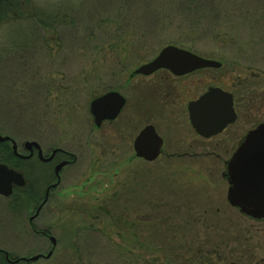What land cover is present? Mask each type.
Instances as JSON below:
<instances>
[{
    "label": "rangeland",
    "instance_id": "374dc122",
    "mask_svg": "<svg viewBox=\"0 0 264 264\" xmlns=\"http://www.w3.org/2000/svg\"><path fill=\"white\" fill-rule=\"evenodd\" d=\"M2 3L0 134L22 152L37 140L48 154H72L61 156L60 183L38 213L53 168L21 164L26 185L0 195V249L11 260L52 252L17 264H264V219L229 203L228 157L148 162L135 154V131L130 138L120 122L97 130L90 112L113 72L125 79L173 44L222 63L213 74L241 101L233 128H255L264 122V0Z\"/></svg>",
    "mask_w": 264,
    "mask_h": 264
},
{
    "label": "flooded vegetation",
    "instance_id": "af4514ba",
    "mask_svg": "<svg viewBox=\"0 0 264 264\" xmlns=\"http://www.w3.org/2000/svg\"><path fill=\"white\" fill-rule=\"evenodd\" d=\"M176 47L195 53L186 48ZM146 63L141 64L133 71L124 73L126 74L125 79L122 80L117 75V73L122 75L120 70L113 72L114 81L109 85V90L95 99L109 92H117L124 97L125 103L115 119L104 120L100 126H96L94 121L96 129L100 130L105 123H122L130 133V138L133 134L132 132L135 131L137 133L133 139L134 149V141L137 136L146 127L152 126L162 139L159 157L167 156L188 159L200 156H219L221 151L224 157L229 158L224 162L225 172H223L224 178L228 181L227 166L229 160L243 143L246 135L264 122L256 123V127L250 128L247 132H244L241 126L233 128L239 119L241 101L238 98V94L228 89L227 77H217L213 74L219 69L201 68L174 73L170 69L161 68L148 75L137 73V69ZM213 87H218L232 94L236 119L234 122L229 123L223 131L215 135L203 136L192 125L189 107ZM13 141V138H11V140L2 143L4 145L0 149V164H4L18 172H20L18 168L21 167V164L32 168L35 166H38V168L42 167V172L44 173L53 168L56 179H54L55 181H46L47 188L44 197L40 202L35 201L37 211L48 203L50 192L60 183V176L57 177L55 169L59 164L67 160L61 158V156L70 158L72 154L57 148L48 154L45 152L42 143L37 140L31 141L37 145H33L30 148L26 147V142L22 152L18 149V146L17 149H14ZM229 141H232L231 145L228 144ZM70 163L71 161L69 160ZM20 173L23 175L25 183H27L25 175L22 172ZM19 188L22 187L14 186L13 193Z\"/></svg>",
    "mask_w": 264,
    "mask_h": 264
},
{
    "label": "water",
    "instance_id": "95a60500",
    "mask_svg": "<svg viewBox=\"0 0 264 264\" xmlns=\"http://www.w3.org/2000/svg\"><path fill=\"white\" fill-rule=\"evenodd\" d=\"M207 67L219 68L221 63L169 45L164 47L152 61L139 67L137 73L148 75L161 68L182 73ZM124 103V97L117 92H109L93 100L90 112L96 126H100L104 120L115 119ZM189 112L193 127L203 136H211L223 131L236 119L232 94L218 87L211 88L199 100L193 102ZM8 140L11 138L0 134V143ZM33 145L37 144L26 143L28 148ZM161 145L162 139L154 128L146 127L134 141L135 154L138 158L153 162L160 155ZM14 149H17L15 143ZM66 163L63 162L56 167V174ZM227 175L230 185L227 193L229 203L246 216L264 219V123L246 135L245 140L228 162ZM25 184L20 172L0 164V195L10 197L14 186L24 187ZM51 240L55 243L53 237ZM51 255L52 252H49L46 256L36 255L31 258L11 260L7 253L6 258L8 262L17 264L20 261L34 262L42 257L50 258Z\"/></svg>",
    "mask_w": 264,
    "mask_h": 264
},
{
    "label": "trees",
    "instance_id": "16d2710c",
    "mask_svg": "<svg viewBox=\"0 0 264 264\" xmlns=\"http://www.w3.org/2000/svg\"><path fill=\"white\" fill-rule=\"evenodd\" d=\"M0 1L4 3V1H6V0H0ZM1 145H4V144H1ZM8 151H9V149H8ZM0 264H12V263L8 262V260L6 258V252L4 250H1V249H0Z\"/></svg>",
    "mask_w": 264,
    "mask_h": 264
},
{
    "label": "bare ground",
    "instance_id": "6f19581e",
    "mask_svg": "<svg viewBox=\"0 0 264 264\" xmlns=\"http://www.w3.org/2000/svg\"><path fill=\"white\" fill-rule=\"evenodd\" d=\"M202 57V56H201ZM205 58V57H204ZM206 59H211V58H206ZM212 60H214V59H212ZM217 61V60H216ZM219 62V61H218ZM221 63V62H220ZM222 63H221V67H219V68H216V69H221L222 68ZM207 68H212V67H207Z\"/></svg>",
    "mask_w": 264,
    "mask_h": 264
}]
</instances>
